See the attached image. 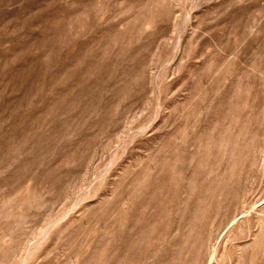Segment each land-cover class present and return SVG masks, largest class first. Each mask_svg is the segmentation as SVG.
Masks as SVG:
<instances>
[{"label": "rangeland", "instance_id": "1", "mask_svg": "<svg viewBox=\"0 0 264 264\" xmlns=\"http://www.w3.org/2000/svg\"><path fill=\"white\" fill-rule=\"evenodd\" d=\"M0 264H264V0H0Z\"/></svg>", "mask_w": 264, "mask_h": 264}]
</instances>
